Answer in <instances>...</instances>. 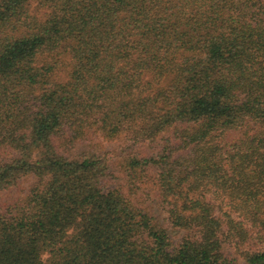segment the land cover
I'll list each match as a JSON object with an SVG mask.
<instances>
[{"label": "trees", "instance_id": "1", "mask_svg": "<svg viewBox=\"0 0 264 264\" xmlns=\"http://www.w3.org/2000/svg\"><path fill=\"white\" fill-rule=\"evenodd\" d=\"M0 0V264H264V0ZM68 54L64 81L42 58ZM90 130L152 150L171 245L147 210L107 188L106 158L71 156ZM150 148V149H151ZM47 253V258L42 254Z\"/></svg>", "mask_w": 264, "mask_h": 264}, {"label": "rangeland", "instance_id": "2", "mask_svg": "<svg viewBox=\"0 0 264 264\" xmlns=\"http://www.w3.org/2000/svg\"><path fill=\"white\" fill-rule=\"evenodd\" d=\"M36 2V0L32 2V8L37 16L40 17L39 14H41L43 9L38 8L35 5ZM42 59L53 63V79L58 81L66 80L70 70L68 54L58 51L48 54ZM55 144L58 150L71 156L81 151H86L106 158L111 172L107 181V188L119 190L134 204L144 208L150 215H153V218L167 230L171 245L174 246L180 241L182 231L172 227L167 219L165 206L161 201L155 182L154 170L149 169L138 175L131 171L128 166V160L131 156H141L151 152L152 148L147 142L134 141L123 132L114 136H107L99 131L90 130L84 136L71 142L58 137L55 140ZM16 155L17 151L14 148L0 142V161L9 160ZM36 180L37 178L33 175L23 176L15 186L8 190L0 191L1 210L12 209V205L20 203ZM225 244L224 253L238 264H245L235 249L236 245H233L230 241ZM243 247L264 249V231L261 232V236L247 240ZM47 256L46 252L42 254L43 258H47Z\"/></svg>", "mask_w": 264, "mask_h": 264}]
</instances>
